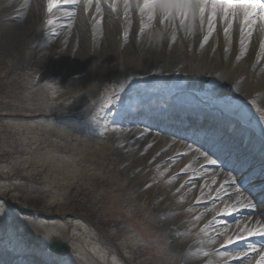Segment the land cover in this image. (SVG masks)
<instances>
[{"label":"rangeland","instance_id":"374dc122","mask_svg":"<svg viewBox=\"0 0 264 264\" xmlns=\"http://www.w3.org/2000/svg\"><path fill=\"white\" fill-rule=\"evenodd\" d=\"M10 1L0 3V20L13 19L20 12L16 0ZM31 1V21L35 24L49 0ZM82 17L87 19L88 13L84 11ZM31 29V37H41L40 31ZM82 31L34 55L0 30V264H50L52 260L58 264H234L225 257L248 252L247 244L255 238L246 224L256 222L252 219L254 213H238L242 206H232L226 212L224 203L211 207L209 214L215 220L227 221L238 232L230 233L220 249L211 244L213 239L219 240L215 233L197 235L207 220L199 215L203 210L198 203L200 196L187 194L183 199L179 190L191 182L206 190L216 184L215 176L193 177V169L181 163L195 150L189 144L199 145L198 139L185 140L172 132L163 133L165 123L158 121L156 129H152L154 135L172 143L185 142L180 143L183 155L166 160L155 150L157 139L147 147L138 145L142 138L136 139L137 131L146 132L151 120H135L124 131V140L115 135L113 128L127 114L115 110L111 102L113 95L126 91L116 79L117 72L125 69L122 55H112L111 33L91 43L84 35L83 24L79 32ZM196 35L199 39L195 38V48V43L172 46L170 40L165 42L163 52L173 53L182 68L165 74V78H155V86L171 93L179 86H187L205 115L240 121L254 136L264 139V103L243 92L245 88L251 90L250 85H242L232 93H216L203 74L193 79L199 57L208 58L217 49H201L202 36ZM133 48L122 53L138 77V69L153 63V58H160L162 52L153 53L146 46L142 51ZM263 61L261 49L255 63ZM142 75L141 79H146L145 71ZM145 88L140 90L142 95L136 93L138 97L145 98ZM115 113L118 121L103 119ZM214 143L208 142L210 146ZM203 152L200 154L204 158L214 160L209 151ZM226 154L217 155L220 164L227 161ZM247 169L225 171L235 177L245 173V181L235 182L236 188L241 194L248 189L244 197L261 210L264 186L259 176ZM25 209H39L49 218L24 215L21 210ZM194 211L195 217H187ZM71 213V218L49 216ZM163 222L176 226L177 234L165 229ZM27 238L37 241L39 247L27 243ZM51 238L68 244V254H50L47 245ZM197 239L205 241L204 248L194 252V258L189 257L183 248ZM216 254L220 257L215 261L209 258Z\"/></svg>","mask_w":264,"mask_h":264},{"label":"bare ground","instance_id":"6f19581e","mask_svg":"<svg viewBox=\"0 0 264 264\" xmlns=\"http://www.w3.org/2000/svg\"><path fill=\"white\" fill-rule=\"evenodd\" d=\"M3 1L0 0V3ZM30 1L16 0L17 5L20 6L17 11L20 12L15 14L13 19L0 20V30H4L11 40L19 42L26 52L31 51L35 55L45 49V46L52 49L62 39L71 40L73 36L83 34V31L79 32L82 24L86 28L84 35H87L86 38H90L91 43L99 37L101 40L106 32L111 33L110 41L113 45L111 53L112 55L121 54L122 65H125V69L121 68L117 72L116 79L122 83L121 86L126 90L125 93L113 95L111 102L116 108L115 110L124 111L122 115L127 113L119 121L116 119L117 113L109 114V117L103 116V119L107 117V122L118 121V125L113 128L115 135L124 140V131L135 120H151L153 123L149 128L147 127L146 132L144 130L137 131L136 139L142 138L138 145L147 147V145H151L154 139H157L156 146L158 147L154 146V148L166 160L183 155L184 148L180 146V143H172L168 138L154 135L152 129H156L158 121L165 123L163 133L172 132L177 137H184L185 139L198 137L200 140H205L204 143L218 138L220 150L230 146L234 148L235 152L228 149L229 152L225 155L226 162H234L232 168L236 169L250 166L264 186L263 138L254 136L249 129H246L245 126L242 127L235 121H223L211 113H209V117L205 115L204 110L195 103L197 98L190 94L191 90L187 86H179L176 92L172 93L165 92L155 86L158 81L155 78H165V74H173L177 69L179 72L182 68V62L179 63L180 60L173 53L169 50L163 52L165 42L170 40L172 46L176 43H187L193 46L195 43V48L198 45V40L196 41L195 38L199 39L196 34L199 33L203 41L200 48H213L215 46L217 49H214L208 58L199 57V66L195 69L196 74L193 75V79H197L200 73L203 74L208 79L207 81L212 84L216 93L221 91L232 93L242 85H250L251 90L247 91L245 88L243 92L252 94L258 101L264 103V61L255 63V58L257 59L261 49H264L262 47L264 45V22L258 16L255 23L250 25L245 22L242 10H237V16L229 15L227 19L218 14L214 21L215 28L213 30L206 20L201 25L199 20L193 19L192 16H189L183 25L180 24L179 20H171L163 25L159 23L158 19L150 21L148 10L141 13L138 7L142 0H129L127 15L125 14L124 0H77L76 3H64L63 0H60L51 12L48 11V1L44 6L42 16H39L34 24L31 21L34 19L32 17L34 11L30 6ZM98 3L99 10L97 9ZM113 6H115V11H113ZM3 10L5 11V8ZM84 11L88 13L87 19L82 17ZM31 27H35L38 33L40 31L41 37H31L29 31L34 30ZM225 28H228L227 33L224 31ZM165 37L169 39L166 40ZM205 37H207L206 40ZM133 46L140 49L139 51H142V48L146 46L147 50L153 53L162 52L160 58H153V63L138 69V77L132 72L131 67H128L129 63L124 59V52L122 53V51L127 52L129 49H134ZM178 56L182 57V55ZM143 71H145L146 79H141L144 76L142 75ZM167 80L171 82L169 77ZM149 83H152L151 86ZM143 88H145L143 91L145 98L138 97L139 94L142 95L140 90ZM157 94L163 98H159ZM142 102H145L143 106L134 105ZM199 123L203 126H199ZM133 144L134 141L130 143V145ZM216 144L215 142L212 145L213 148ZM181 145L184 146V144ZM236 152L242 154L240 160L236 159ZM181 163L193 169L191 175L193 177H203L207 174L216 177V184L211 190H206L205 187L193 182L179 190L183 199H187V194L193 197L200 196L198 203L203 205V210L199 215L207 220L197 235L204 234L207 236L215 233L219 240L213 239L211 244H214V248L220 249L230 233L238 234V232L234 230L235 226L228 224L227 221L223 223L222 220H215V217L209 214L211 207L215 209L224 203V209H227L225 210L227 212L232 209V206H242L243 208L238 213H254L252 219L254 218L256 222L252 220L249 224L248 221L247 224H243L248 225L247 230L253 234L255 239H251L247 244L248 252H238L225 258L234 264H264V235L257 234L264 229V209L257 210L256 207L252 206V202L240 193L236 188L235 181L224 172L226 164H218L214 160L204 158V155L200 154V150H196L189 157L182 159ZM217 180L220 181L217 182ZM196 213L197 211L190 212L187 217H195ZM163 225L174 235L177 234L176 226L172 225L171 227L164 222ZM197 241L198 239L186 245L183 248L185 252L187 250L189 253H194L204 248L205 241ZM215 257L220 256L216 254L209 258L215 261Z\"/></svg>","mask_w":264,"mask_h":264},{"label":"snow or ice","instance_id":"6c2138e0","mask_svg":"<svg viewBox=\"0 0 264 264\" xmlns=\"http://www.w3.org/2000/svg\"><path fill=\"white\" fill-rule=\"evenodd\" d=\"M59 2L60 0H49L48 11L51 12ZM63 2L76 3L77 0H63ZM124 4L127 15L129 0H124ZM138 7L141 13L148 10V19L150 21L158 19L161 25L171 20H179L180 24L183 25L184 21L192 16L193 19H198L201 25L206 20L207 24L214 30V21L218 14L227 19L229 15L237 16V10H242L245 22L250 25L255 23L257 16L264 22V2L262 0H142ZM97 9L99 10V3ZM113 11H115V6H113ZM224 31L227 33L228 28H225ZM206 39L207 37H205ZM257 234L264 235V229ZM188 255L194 258L195 254L189 253ZM50 264H58V262L52 260Z\"/></svg>","mask_w":264,"mask_h":264},{"label":"water","instance_id":"95a60500","mask_svg":"<svg viewBox=\"0 0 264 264\" xmlns=\"http://www.w3.org/2000/svg\"><path fill=\"white\" fill-rule=\"evenodd\" d=\"M39 216H44L43 213L41 212H37ZM54 217H57V216H54ZM45 218H47V216H45ZM58 218V217H57ZM26 242L27 243H30L32 244L33 246H35L36 248L39 247L37 241L33 240V239H26ZM48 251L53 253V254H56V255H66L69 251V247L66 243H63L61 240L59 239H51L49 244H48V247H47Z\"/></svg>","mask_w":264,"mask_h":264}]
</instances>
